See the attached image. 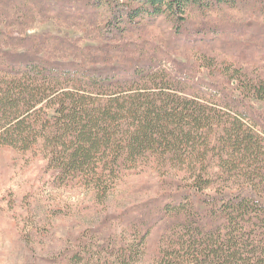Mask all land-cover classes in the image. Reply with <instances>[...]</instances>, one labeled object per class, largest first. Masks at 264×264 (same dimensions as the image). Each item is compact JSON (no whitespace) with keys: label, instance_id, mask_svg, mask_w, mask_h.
<instances>
[{"label":"trees","instance_id":"trees-1","mask_svg":"<svg viewBox=\"0 0 264 264\" xmlns=\"http://www.w3.org/2000/svg\"><path fill=\"white\" fill-rule=\"evenodd\" d=\"M0 3L80 18L101 39L82 47L0 29V149L48 146L49 180L83 185L100 200L128 171L174 170V189L130 222V238L111 244L119 264L144 261L151 238L155 264H264V113L251 102L264 100V73L243 67L264 66V0ZM230 9L257 19L206 18ZM162 23L166 46L148 37ZM50 39L72 58L46 55ZM83 253L72 259L92 258L91 247Z\"/></svg>","mask_w":264,"mask_h":264},{"label":"rangeland","instance_id":"rangeland-1","mask_svg":"<svg viewBox=\"0 0 264 264\" xmlns=\"http://www.w3.org/2000/svg\"><path fill=\"white\" fill-rule=\"evenodd\" d=\"M28 5L0 3V29L12 36L78 41L82 47L101 43L99 30L80 18L67 20L50 11L40 13ZM206 18L233 23L257 19L250 12L237 9L210 13ZM201 19L203 16L199 15L195 21ZM162 24L149 29L148 37L166 46L170 27ZM46 41V55L60 60L72 58L66 44ZM186 56L190 61L195 60L191 52ZM213 56L219 61L233 62L232 56L224 52L216 51ZM178 57L184 59L182 55ZM262 63L243 67L251 74H262ZM207 73L206 69L201 70L202 76ZM234 84H227L231 93H234ZM251 102L256 110L264 113V100L254 98ZM49 114L54 115L53 110ZM41 145L29 151L8 145L0 149V264H119L110 252L111 244L119 246L122 239L130 238V222L141 216L146 205L154 204L174 189L171 188L178 181L175 171L168 175L165 169L153 164L128 171L110 196L100 200L93 190L83 185H58L50 181L47 168L51 149ZM151 239L140 264H155L157 244ZM86 247H91L92 258L75 262L74 254H84Z\"/></svg>","mask_w":264,"mask_h":264}]
</instances>
